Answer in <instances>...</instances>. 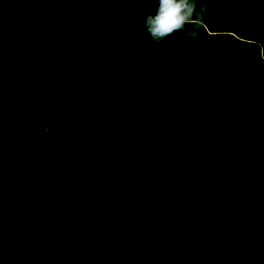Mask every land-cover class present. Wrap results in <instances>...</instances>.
<instances>
[{"label":"trees","instance_id":"1","mask_svg":"<svg viewBox=\"0 0 264 264\" xmlns=\"http://www.w3.org/2000/svg\"><path fill=\"white\" fill-rule=\"evenodd\" d=\"M189 2L0 0V264H264V0Z\"/></svg>","mask_w":264,"mask_h":264},{"label":"clouds","instance_id":"2","mask_svg":"<svg viewBox=\"0 0 264 264\" xmlns=\"http://www.w3.org/2000/svg\"><path fill=\"white\" fill-rule=\"evenodd\" d=\"M123 3L125 0H115ZM136 3L138 0H127ZM146 2L157 3L158 9L155 15H148L144 21V27L152 40L163 41L176 32L184 31L188 23H196L192 20L195 5L189 0H146ZM195 36L196 33H190Z\"/></svg>","mask_w":264,"mask_h":264}]
</instances>
